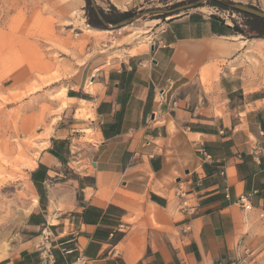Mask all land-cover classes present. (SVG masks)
Listing matches in <instances>:
<instances>
[{
    "label": "crops",
    "instance_id": "crops-1",
    "mask_svg": "<svg viewBox=\"0 0 264 264\" xmlns=\"http://www.w3.org/2000/svg\"><path fill=\"white\" fill-rule=\"evenodd\" d=\"M147 1L108 3L125 12ZM234 25L193 8L148 45L88 51L30 171L42 197L26 246L0 264H264V88L245 78L264 39ZM88 27L95 47L99 28ZM179 185L199 196L188 232ZM241 194H251L248 212Z\"/></svg>",
    "mask_w": 264,
    "mask_h": 264
},
{
    "label": "rangeland",
    "instance_id": "rangeland-1",
    "mask_svg": "<svg viewBox=\"0 0 264 264\" xmlns=\"http://www.w3.org/2000/svg\"><path fill=\"white\" fill-rule=\"evenodd\" d=\"M189 1L148 0L141 10L130 6L125 11L130 16L146 13L118 29L95 31L94 47L89 37L81 35L90 32L92 8L86 0H0V260L12 258L26 246L30 235L26 219L38 200L30 171L48 136L59 127L66 88L88 51L120 56L128 44L148 45L165 20L181 14L164 17L152 11ZM229 1L259 9L260 0ZM95 2L116 21L108 0ZM196 8L246 30L243 13L209 2ZM255 51L246 83L264 88V50Z\"/></svg>",
    "mask_w": 264,
    "mask_h": 264
},
{
    "label": "water",
    "instance_id": "water-1",
    "mask_svg": "<svg viewBox=\"0 0 264 264\" xmlns=\"http://www.w3.org/2000/svg\"><path fill=\"white\" fill-rule=\"evenodd\" d=\"M88 1L90 3V6H91L97 20L101 23V25L104 26L105 28L112 29V30L118 29L122 26L130 24L133 21L137 20L139 18V16L144 15L146 13V12H141L138 14H134L128 18H124V19L120 20L117 23L108 24L105 21V19L103 18L101 12L99 11V8L97 7L95 0H88ZM210 1L222 3L232 10L264 19V11L263 10H260L256 7H253V6L244 5V4L237 3V2H232L229 0H192V1H189L186 3H180L176 6L171 7V8L156 9V10L152 11V13H154L156 15H164V17H166V16H170L173 14L181 13L185 10H189V9L199 7V6H201V4H203L205 2H210Z\"/></svg>",
    "mask_w": 264,
    "mask_h": 264
},
{
    "label": "built area",
    "instance_id": "built-area-1",
    "mask_svg": "<svg viewBox=\"0 0 264 264\" xmlns=\"http://www.w3.org/2000/svg\"><path fill=\"white\" fill-rule=\"evenodd\" d=\"M225 197H230L228 191L225 192ZM250 197L251 194H241L235 202L243 211L248 212L252 209ZM175 198L177 209L185 219L183 231L188 232L191 229V221L197 214L199 208V196L193 189L187 188L185 185H179L175 191ZM258 217L264 225V210L259 212ZM41 235L44 243L49 244L51 242V234L46 227L41 230Z\"/></svg>",
    "mask_w": 264,
    "mask_h": 264
},
{
    "label": "trees",
    "instance_id": "trees-1",
    "mask_svg": "<svg viewBox=\"0 0 264 264\" xmlns=\"http://www.w3.org/2000/svg\"><path fill=\"white\" fill-rule=\"evenodd\" d=\"M86 2L88 4H90L88 0H86ZM209 3L211 5H215V6L220 7V8H227L228 9V7L225 6L222 3H218V2H215V1H210ZM111 8H112V13L114 14V17L117 18L116 21L115 20H111L110 17L108 16V14H106L103 11V9L99 8V11L101 12L103 18L105 19V21L108 24H114V23H117V22H119L120 20H122L124 18L130 17L129 12H120L119 10H117L113 6ZM239 13H241V12H239ZM243 15L248 20V22L245 25L246 30L245 31L242 30L237 25H234L232 27V30L235 31V33L243 34V35L248 36V37H257V38H263L264 39V19H261V18H258V17H254V16H251V15H248V14H244V13H243ZM88 23L91 26L99 28V29L100 28H105L97 20L93 10L91 11V17L88 19ZM30 179L33 182L35 188L37 189V192H38L39 196L42 197V194H41V191H40V187H39V185H38V183L36 181V178H35V172H31Z\"/></svg>",
    "mask_w": 264,
    "mask_h": 264
}]
</instances>
